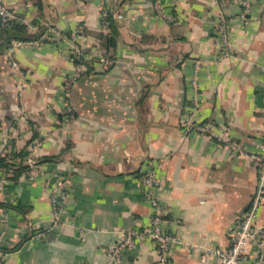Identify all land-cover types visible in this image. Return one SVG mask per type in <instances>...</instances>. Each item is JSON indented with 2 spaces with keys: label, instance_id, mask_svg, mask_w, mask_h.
Returning a JSON list of instances; mask_svg holds the SVG:
<instances>
[{
  "label": "crops",
  "instance_id": "1",
  "mask_svg": "<svg viewBox=\"0 0 264 264\" xmlns=\"http://www.w3.org/2000/svg\"><path fill=\"white\" fill-rule=\"evenodd\" d=\"M246 1L245 10L240 0H5L29 39L4 45L0 22L3 264H104L120 229L149 223L147 163L162 225L177 238L168 264L214 263L207 249L229 246L259 181L243 152L264 146V0ZM71 42L85 48L78 72ZM18 163L29 168L14 178ZM61 177L66 200L53 224ZM115 264H158V251L139 238Z\"/></svg>",
  "mask_w": 264,
  "mask_h": 264
},
{
  "label": "built area",
  "instance_id": "2",
  "mask_svg": "<svg viewBox=\"0 0 264 264\" xmlns=\"http://www.w3.org/2000/svg\"><path fill=\"white\" fill-rule=\"evenodd\" d=\"M240 3L245 5V10L249 6V2L246 0H240ZM104 15H106V12ZM0 21L3 23L22 22L24 18L11 9L5 0H0ZM227 27L228 19L224 16H220L216 20L215 28L222 42L225 44L229 42ZM82 32L83 28L77 27L73 31L72 37L75 39ZM70 50L73 60H79L78 63L75 62L78 72L83 65L81 61L85 58V48L79 43L71 42ZM101 61L104 63V66H106L105 63L109 62L108 58L103 56L101 57ZM77 72H75V76ZM187 125L188 128L193 127V124L190 122ZM194 128L200 131L210 132L219 139H224L228 145L233 146V142L225 138L222 133H217L211 124L201 123L194 125ZM243 153L256 165L259 181L249 206L233 221L229 228V246L224 249H207L215 256L213 264H264V221H259L257 218L264 199V146L257 152ZM28 163L30 165L28 176L33 178L35 164L31 159L28 160ZM140 182L143 187L144 195L147 197L153 209L149 223L142 228L120 229V237L117 242L107 250L104 264H115L122 256L124 250L134 247L139 238H148L153 241L158 251V264H168L169 262L171 248L177 241V238L174 234L165 230L162 225V216L166 209L156 193L159 179L150 163H147L144 169H142ZM66 191V179L61 177L56 181L52 190L53 224L60 222V213L65 204ZM40 235L41 233L36 234V236ZM0 264H3V262L0 261Z\"/></svg>",
  "mask_w": 264,
  "mask_h": 264
},
{
  "label": "trees",
  "instance_id": "3",
  "mask_svg": "<svg viewBox=\"0 0 264 264\" xmlns=\"http://www.w3.org/2000/svg\"><path fill=\"white\" fill-rule=\"evenodd\" d=\"M107 18H108L109 22H112L111 17L109 15H107ZM1 23H3V22H1ZM3 25L4 26H2V29L5 32V34L3 35V41H4V36L7 35V33H8V27L12 28L15 32V36L13 38L19 39V40L29 39V37L25 31V26L22 22H7V23H3ZM75 62L78 63L79 60H75ZM81 62L86 63V64L88 63L87 61H85V58ZM13 166H14V168L12 171L14 173V176H13L14 178H17V176H19L22 171L27 170L29 168L28 165H23L22 163H18L17 165L13 164Z\"/></svg>",
  "mask_w": 264,
  "mask_h": 264
},
{
  "label": "water",
  "instance_id": "4",
  "mask_svg": "<svg viewBox=\"0 0 264 264\" xmlns=\"http://www.w3.org/2000/svg\"><path fill=\"white\" fill-rule=\"evenodd\" d=\"M15 36V32L12 28L8 27V33L4 36V45L7 43V41Z\"/></svg>",
  "mask_w": 264,
  "mask_h": 264
}]
</instances>
